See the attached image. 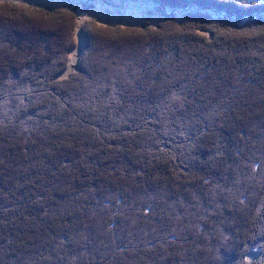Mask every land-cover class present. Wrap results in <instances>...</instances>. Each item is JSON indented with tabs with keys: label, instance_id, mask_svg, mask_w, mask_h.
I'll use <instances>...</instances> for the list:
<instances>
[{
	"label": "trees",
	"instance_id": "obj_1",
	"mask_svg": "<svg viewBox=\"0 0 264 264\" xmlns=\"http://www.w3.org/2000/svg\"><path fill=\"white\" fill-rule=\"evenodd\" d=\"M137 1L0 3V264H264V0Z\"/></svg>",
	"mask_w": 264,
	"mask_h": 264
},
{
	"label": "rangeland",
	"instance_id": "obj_2",
	"mask_svg": "<svg viewBox=\"0 0 264 264\" xmlns=\"http://www.w3.org/2000/svg\"><path fill=\"white\" fill-rule=\"evenodd\" d=\"M15 3L27 7H45V8H60L67 6L73 8L80 18V23L86 20H94L100 25H115L122 27H136L144 22H149L154 26L159 21L160 14L152 5H146L141 1L129 0L125 2L106 4L99 0H0V3ZM66 7V8H67ZM78 46L70 55L69 69L60 75L61 78H67L71 72L75 70L78 58L82 54V43L77 34ZM172 58V53L167 52L165 59ZM256 254H251L249 261L255 259Z\"/></svg>",
	"mask_w": 264,
	"mask_h": 264
}]
</instances>
